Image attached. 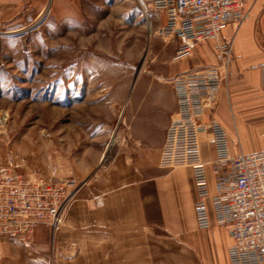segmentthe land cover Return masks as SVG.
<instances>
[{
  "label": "rangeland",
  "instance_id": "1",
  "mask_svg": "<svg viewBox=\"0 0 264 264\" xmlns=\"http://www.w3.org/2000/svg\"><path fill=\"white\" fill-rule=\"evenodd\" d=\"M143 2L76 0L42 17L44 6L15 28L24 11L0 17V172L72 182L75 195L100 168L133 156L134 89H172V68L188 57L176 58L174 37L150 36L158 22ZM46 236L44 246L0 242V264H52Z\"/></svg>",
  "mask_w": 264,
  "mask_h": 264
},
{
  "label": "crops",
  "instance_id": "2",
  "mask_svg": "<svg viewBox=\"0 0 264 264\" xmlns=\"http://www.w3.org/2000/svg\"><path fill=\"white\" fill-rule=\"evenodd\" d=\"M44 6H76V0H0V17L24 11L10 24L22 27ZM244 11L240 23H228L219 34L220 40L232 42V60L213 115L227 134L229 154H252L264 147V0H245ZM212 44L196 45L175 64L172 76L213 65ZM134 90L137 150L100 168L84 192L71 197L63 225L52 238V264H229L231 239L216 221L212 198L205 202L209 223L199 227L191 169L157 164L165 128L176 109L172 89L150 83ZM211 139L209 134L201 136L199 154L212 196L217 176ZM35 229L31 242L44 246L46 226Z\"/></svg>",
  "mask_w": 264,
  "mask_h": 264
},
{
  "label": "built area",
  "instance_id": "3",
  "mask_svg": "<svg viewBox=\"0 0 264 264\" xmlns=\"http://www.w3.org/2000/svg\"><path fill=\"white\" fill-rule=\"evenodd\" d=\"M245 0H144V17L151 24L150 36L174 37L176 58L189 56L202 42L213 41L215 63L187 70L170 80L176 109L166 127L160 148L159 167H188L196 192L195 218L207 227L206 199L211 197L218 225L231 242L229 264H264V147L245 154H229L227 134L214 117L217 94L225 84L232 60L231 41L220 32L230 22L245 17ZM152 32V33H151ZM211 135L216 159V191H208L200 138ZM74 195L72 182H49L42 177L0 172V242L15 240L28 244L35 228L44 225L51 238L61 228L68 202Z\"/></svg>",
  "mask_w": 264,
  "mask_h": 264
},
{
  "label": "bare ground",
  "instance_id": "4",
  "mask_svg": "<svg viewBox=\"0 0 264 264\" xmlns=\"http://www.w3.org/2000/svg\"><path fill=\"white\" fill-rule=\"evenodd\" d=\"M47 9H48V6L45 8L44 12L42 13V17L45 15Z\"/></svg>",
  "mask_w": 264,
  "mask_h": 264
}]
</instances>
